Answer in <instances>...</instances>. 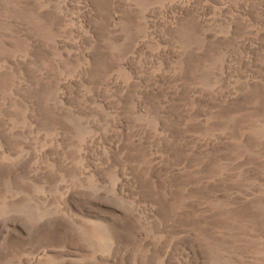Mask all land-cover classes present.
I'll return each instance as SVG.
<instances>
[{
    "label": "rangeland",
    "instance_id": "374dc122",
    "mask_svg": "<svg viewBox=\"0 0 264 264\" xmlns=\"http://www.w3.org/2000/svg\"><path fill=\"white\" fill-rule=\"evenodd\" d=\"M0 264H264V0H0Z\"/></svg>",
    "mask_w": 264,
    "mask_h": 264
}]
</instances>
